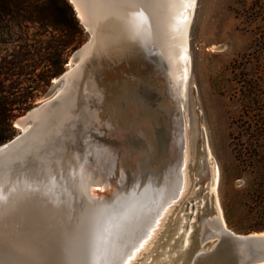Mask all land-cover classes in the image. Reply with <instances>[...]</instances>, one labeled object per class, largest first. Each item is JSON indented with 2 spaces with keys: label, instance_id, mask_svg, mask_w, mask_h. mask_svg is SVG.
<instances>
[{
  "label": "water",
  "instance_id": "water-1",
  "mask_svg": "<svg viewBox=\"0 0 264 264\" xmlns=\"http://www.w3.org/2000/svg\"><path fill=\"white\" fill-rule=\"evenodd\" d=\"M69 1L79 14L77 0ZM191 2L189 29L197 0ZM78 17L90 37L73 53V68L58 77L52 95L16 120L21 131L0 144V264H121L137 242L139 230L152 218L139 201L116 212L106 198L139 178L152 179L161 157L171 154L170 140L161 144L142 135V116L150 110L143 108L135 120L130 112L129 121L117 122L113 107H124L127 95L121 101L117 97L121 88L105 83L98 93H90L87 75L81 80L84 100L80 96L70 104L75 107L64 123L55 125L59 117L54 116L68 96L69 75L95 39L94 28ZM185 91L182 108L175 102L171 108L181 129L188 87ZM164 93L163 102L171 97ZM149 130L145 132L150 136ZM101 187L108 188V194ZM100 201L105 206H98ZM199 202L190 206L188 218L185 213L169 216L139 264H264V231L237 233L214 216L216 209L203 210ZM188 204L181 209L187 211ZM195 205L197 225L193 224L185 244Z\"/></svg>",
  "mask_w": 264,
  "mask_h": 264
},
{
  "label": "rangeland",
  "instance_id": "rangeland-1",
  "mask_svg": "<svg viewBox=\"0 0 264 264\" xmlns=\"http://www.w3.org/2000/svg\"><path fill=\"white\" fill-rule=\"evenodd\" d=\"M75 13L83 33L67 46L65 33L52 26L23 22L0 28V86L10 100L24 101L13 105L15 135L21 131L16 120L56 91L50 92L53 84L90 37ZM188 37L187 186L167 216L188 218L200 199L203 210L215 211L216 198L229 229L264 231V0H197ZM205 148L210 153L204 186L213 184L216 168L218 180L216 191L208 185L202 193L196 181ZM196 205L190 231L197 225ZM159 228L134 264L146 258L164 225Z\"/></svg>",
  "mask_w": 264,
  "mask_h": 264
},
{
  "label": "bare ground",
  "instance_id": "bare-ground-1",
  "mask_svg": "<svg viewBox=\"0 0 264 264\" xmlns=\"http://www.w3.org/2000/svg\"><path fill=\"white\" fill-rule=\"evenodd\" d=\"M77 2L78 16L94 28L95 39L83 55L82 61L75 65L69 75L68 80L71 81L67 87L68 96L66 103L64 102L54 116L59 117L55 125L64 123L63 118L69 115L72 106L75 107L70 104L76 103L80 96L84 98V82L81 84V80L89 75L91 79L85 86L89 88L90 93H98L99 86L105 83L110 87L121 88L122 95L117 96L121 101L127 95L124 107L121 105L113 107L115 115L118 116L117 122L129 121L127 115L130 112L134 120L139 119L141 112L148 109L151 114L147 113L146 116L144 113L140 127L141 132L150 129L151 134L149 136L143 132L142 135L147 139L156 140V143L164 144L167 140L171 142V154L168 156L164 154L161 157L160 162L156 164L158 172L152 179L139 178L129 186H120L115 195V192L111 193L112 195L108 194V188L101 187L103 192H107L108 203L114 204L113 209L116 212L125 211L124 208L132 206L134 201H139L145 212L152 213L148 214L152 218L139 230L137 242L121 263L133 264L159 227L164 224L163 221L169 218L171 215L167 216L169 207H173V202L178 201L187 186L185 171L187 147L184 129L180 128L177 118L172 116L171 108L172 102L177 103L180 108L184 105L185 90L191 71L188 33L193 6L191 0H77ZM73 66L71 59V68ZM124 88L127 90H123ZM164 92L169 93L171 97L163 102L160 101V96ZM144 102L154 103V106L148 105L147 108ZM168 118L172 119L170 125L167 124ZM39 143L47 142L41 140ZM209 153L205 148V159L201 160V168L197 173L199 178L197 183L202 184V193L209 185L208 183L204 186L209 179L207 163ZM215 171L214 182L209 185L212 191H216L217 187V168ZM199 201L201 205L202 200ZM216 201L215 198L214 216L220 218L221 223L226 225L219 202ZM98 206L105 205L100 201ZM185 219L183 217L182 221ZM204 227H208L206 221ZM189 232V229L185 232V244L188 242Z\"/></svg>",
  "mask_w": 264,
  "mask_h": 264
},
{
  "label": "trees",
  "instance_id": "trees-1",
  "mask_svg": "<svg viewBox=\"0 0 264 264\" xmlns=\"http://www.w3.org/2000/svg\"><path fill=\"white\" fill-rule=\"evenodd\" d=\"M23 22L52 26L64 32L65 39L61 41L64 46L76 41V36L83 33L69 0H0V28L9 23L18 25ZM23 102L10 100L0 86V144L15 136L13 105Z\"/></svg>",
  "mask_w": 264,
  "mask_h": 264
},
{
  "label": "snow or ice",
  "instance_id": "snow-or-ice-1",
  "mask_svg": "<svg viewBox=\"0 0 264 264\" xmlns=\"http://www.w3.org/2000/svg\"><path fill=\"white\" fill-rule=\"evenodd\" d=\"M0 199H2V197H0Z\"/></svg>",
  "mask_w": 264,
  "mask_h": 264
}]
</instances>
